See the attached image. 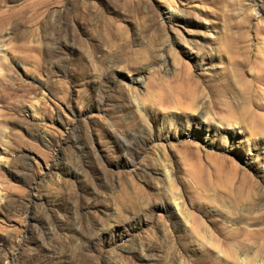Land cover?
<instances>
[{
	"label": "rangeland",
	"instance_id": "1",
	"mask_svg": "<svg viewBox=\"0 0 264 264\" xmlns=\"http://www.w3.org/2000/svg\"><path fill=\"white\" fill-rule=\"evenodd\" d=\"M7 16L0 264H264V0Z\"/></svg>",
	"mask_w": 264,
	"mask_h": 264
},
{
	"label": "bare ground",
	"instance_id": "2",
	"mask_svg": "<svg viewBox=\"0 0 264 264\" xmlns=\"http://www.w3.org/2000/svg\"><path fill=\"white\" fill-rule=\"evenodd\" d=\"M50 4V3H49ZM171 13V12H170ZM171 16H172V14H171ZM12 21V16L10 17V16H7V18H3V19H1L0 20V27L1 28H3L4 26H5V24H9L10 22ZM194 96H192V99L194 100ZM233 108V107H232ZM231 107L227 110L226 109V111L228 112V114L230 115L231 113H233L232 111H231V109H232ZM225 113V112H224ZM233 115V114H232ZM225 117V116H224ZM234 117H236V116H234ZM226 118V117H225ZM226 119H228V117L226 118ZM240 120V119H239ZM224 122H225V120H224ZM227 122L228 123H230V129H231V131H234L235 132V129L238 127V128H240V126H239V121H237V119L236 120H234L233 119V117H229V119L227 120ZM207 129H216L215 131L217 132V130L219 131V129L220 128H218V127H216V125H213L211 122H209L208 121V119H207ZM226 125V124H225ZM226 129V128H225ZM252 132V131H251ZM223 133V132H222ZM252 134V133H251ZM223 136V135H222ZM221 136V137H222ZM223 140H225V139H223ZM250 140V139H249ZM252 141V140H251ZM250 141V142H251ZM225 142H227L226 140H225ZM217 159V158H216ZM167 174H169L168 172H167ZM175 206H176V208L178 209V211H180L181 210V208H183L182 207V204H181V202H177V203H175ZM248 228V227H247ZM246 228V229H247ZM245 229V230H246ZM240 231H242V228L240 229V228H236L235 230H233L232 232H230L231 234H230V236L229 237H227V239H229V240H232V241H235V242H241V238H240V234H239V232ZM253 232V231H252ZM250 233V232H249Z\"/></svg>",
	"mask_w": 264,
	"mask_h": 264
}]
</instances>
